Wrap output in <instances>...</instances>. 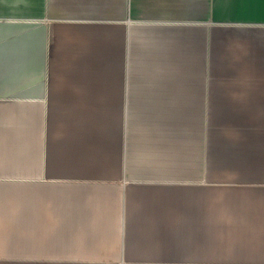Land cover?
I'll return each instance as SVG.
<instances>
[{
    "label": "crops",
    "instance_id": "1",
    "mask_svg": "<svg viewBox=\"0 0 264 264\" xmlns=\"http://www.w3.org/2000/svg\"><path fill=\"white\" fill-rule=\"evenodd\" d=\"M0 264H264V0H0Z\"/></svg>",
    "mask_w": 264,
    "mask_h": 264
}]
</instances>
